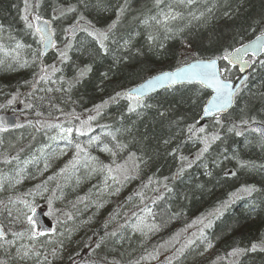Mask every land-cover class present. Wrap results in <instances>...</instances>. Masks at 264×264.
I'll return each mask as SVG.
<instances>
[{
  "label": "trees",
  "instance_id": "16d2710c",
  "mask_svg": "<svg viewBox=\"0 0 264 264\" xmlns=\"http://www.w3.org/2000/svg\"><path fill=\"white\" fill-rule=\"evenodd\" d=\"M16 4L0 0V107L13 97L38 94L32 99L40 115L30 118L25 130L0 134V219L9 222L0 241V264H144L150 252L192 219L196 222L186 245L193 243L174 264H264V145L249 126L252 120L264 123V66L259 60L230 115L221 116L224 127L205 122L211 127L205 134L188 132L189 126L202 127L198 114L210 95L198 85L154 94L142 102L149 106L136 112H129L130 102L121 98L102 113L100 127L78 142L51 143L39 129L32 131L47 114L43 105L49 111L82 113L153 74L196 58L218 57L250 41L264 30V0H196L191 6L179 0H162L159 6L155 0H28V12L48 18L56 30L79 20L109 36L105 53L81 32L68 62L49 72L47 81L39 80L40 69L50 66L51 56L39 55L38 38L22 18L25 7ZM70 6L76 11L67 13ZM121 7L125 10L119 14ZM61 8L66 15L59 13ZM170 10L178 18L157 23ZM86 66L91 72L75 80L72 68ZM242 119L249 124L241 125ZM233 123L243 135L227 131ZM216 131L221 140L201 155L203 136ZM77 144L84 149L79 156ZM43 149L44 159L39 156ZM63 152L68 158L50 173L47 164ZM195 154L190 166L179 162L180 156ZM117 165L126 171H115ZM107 167L114 169L111 175ZM44 189L49 191L39 202ZM148 194L156 197L154 205ZM48 198L58 212L54 229L49 236L32 238L25 202L44 209ZM205 215L209 219L204 221ZM141 219L157 227L138 231ZM71 233L83 236L65 248L63 238ZM235 249L245 251L229 255Z\"/></svg>",
  "mask_w": 264,
  "mask_h": 264
},
{
  "label": "snow or ice",
  "instance_id": "6c2138e0",
  "mask_svg": "<svg viewBox=\"0 0 264 264\" xmlns=\"http://www.w3.org/2000/svg\"><path fill=\"white\" fill-rule=\"evenodd\" d=\"M182 4H187L188 6H191L196 2V0H179ZM155 3L157 6H159L162 3V0H155ZM38 7V5H37ZM170 7V6H169ZM29 4L28 0H25V15L22 17L24 21L26 22V25L29 29L34 30V34L39 38V41L41 44L45 45H52L55 47V42L52 39V37L55 35L54 31H52L50 27V21L42 19V17L38 14L33 15V19L37 22L35 25L29 21V15H32L28 12ZM124 7H121L119 10V14H122L124 12ZM76 8L73 6H70L67 9V13L75 12ZM67 13H61V15H66ZM118 14V17H119ZM59 17H53V19H58ZM178 18V13L174 11H169L164 14L163 21H157V23H163L167 25V22L169 20H175ZM80 19H83V16L80 17ZM155 19V17H153ZM116 26L115 23L109 26V31H111ZM167 27H165V31H167ZM67 32L72 34V39H75V33L77 31L86 32L89 37H92L93 40H95L99 48L105 53H107V46L106 41L109 39V36L107 32L92 29L89 30L88 28L84 27L82 24H80L79 20L73 24L69 29L66 30ZM149 39H155L154 37H149ZM16 47L19 49L23 47L21 44H17ZM73 45L71 42H69L66 45L67 50L60 53V59L61 62H66L69 59L68 52L72 49ZM260 52L264 54V31H261V34L259 36H256L255 40L252 41L249 44H243L240 47H235L233 50H224L223 54L218 56L215 59H209L207 62L197 60L195 63L188 64L184 67H177L175 71H169V72H163L159 75L153 76L150 79H148L145 83L141 84L140 86L133 88L129 91H126L122 94L118 93L117 97L128 100L129 103V112H136L138 108L140 107H147L149 105H144L142 103L143 98L147 95L148 92L154 91L157 88L167 85L169 88L174 87L178 84H183L184 82L188 83H196L201 85L203 88L211 89L213 95L211 96V99L207 101L206 106L203 108V116L204 117H211L215 125L219 128L224 127V122L221 119V116L226 113V110L229 109L230 106H232L235 102V97L238 95L240 89L236 88L233 83H231L229 79V73L230 68H235L237 65H239L240 71H244L246 66H251L257 63V57L256 53ZM249 54H251L252 59H246ZM39 55H43L41 52ZM218 61L226 62L223 64V66H218ZM25 63H27L25 61ZM260 65L264 66V57L259 58ZM91 67L86 66L85 68L81 69L78 73V78L83 79L87 73L91 72ZM57 71L55 66H52V73L54 74ZM41 75L39 76L40 81H47L50 79L49 76V70L47 68L41 67L40 69ZM244 80H247V77H244ZM48 91H51L49 89ZM117 97H113V99H116ZM16 98L13 97V100ZM135 103H132V102ZM11 103V101H9ZM27 107L31 108L32 105L29 104ZM37 115H40L38 112ZM163 115V113H161ZM230 115V114H229ZM227 118V117H225ZM79 119V117H77ZM95 119V117H89V120ZM86 121H82L81 127L76 129V132L79 135L85 134V127ZM252 124L257 123V121L252 120ZM248 120H241V125H248ZM16 127H22V125H16ZM51 127V125H50ZM56 127H60L59 125H56ZM238 125L235 123L231 124V126L227 127V131L229 133H234L236 136L243 135L242 131L237 130ZM8 130V125L5 121L0 120V132H5ZM252 132H255L260 135L261 139L264 140V129L253 127L250 129ZM188 132L190 134H205L206 129L205 127H199L198 129L195 128V126H189ZM73 133L72 127H61L59 137L61 139L68 140L69 143H71V136ZM221 135L219 131H216L211 134V136L204 135L202 138V143L204 144V147L201 150V155L203 153H207L209 151V148L211 147V144L215 141L221 140ZM52 139H56V137H52ZM94 139H99L98 137ZM115 139V137H113ZM77 155L79 156L80 152H83L84 149L77 144ZM105 151H110L107 147L105 148ZM95 160V158H92ZM190 166V165H189ZM103 170V169H102ZM114 171L113 168L107 167V172L109 175L112 174ZM115 171L117 172H125L126 169L123 166L117 165ZM183 169H181V172ZM180 173H178L179 175ZM233 175H235L233 173ZM112 179H116L115 176H112ZM167 187V186H165ZM252 188H243L242 191L245 192H251ZM49 204H51V200H49ZM25 206L29 208V211L34 214L35 209L32 205H29L25 202ZM148 211V214L151 215V211L146 209ZM28 223L30 225H34V215L33 216H27ZM209 222V226H210ZM157 226L155 224H148L144 219L140 220V223L136 225V229L138 231H143L144 228H148L149 230L155 229ZM44 233H37L32 232L31 237L35 238L37 235H42ZM22 236L23 233H20ZM115 235V233H113ZM201 236H203V233H201ZM3 238V232L0 231V239ZM193 243V241H188V244L185 245L187 247ZM99 247V245H98ZM207 247H212V245L209 243ZM257 245L253 244L251 250L256 251ZM261 251H264V247L260 248ZM181 253L183 252V249H180ZM245 250L244 249H235L233 252H231L229 255L237 256L239 254H242ZM27 255V253H25Z\"/></svg>",
  "mask_w": 264,
  "mask_h": 264
},
{
  "label": "rangeland",
  "instance_id": "374dc122",
  "mask_svg": "<svg viewBox=\"0 0 264 264\" xmlns=\"http://www.w3.org/2000/svg\"><path fill=\"white\" fill-rule=\"evenodd\" d=\"M31 16L32 15H29L30 22H31ZM62 22L63 20L59 24H62ZM83 26L88 28L89 30H92V28L88 24H84ZM70 27L71 26H65L63 28H58V30H56L55 27L53 28V31L57 37V40H59L61 44L59 45V47L57 46L55 47L54 52L51 55V58L48 60V63L50 64V66L47 67V69L49 70L50 73L52 72V66H55L57 71H60L62 70V65H64L69 60L68 59L66 62H61L60 53L67 50L66 45L69 42H71L72 44L74 43V39H72V37H70V35H68V32L66 31ZM76 37L77 36L75 35V38ZM38 42H39V39H38ZM39 53H40V47H39ZM223 64L221 65V67L223 66ZM72 70L76 76L75 80L79 79L78 73L81 69L78 70V68L75 67V68H72ZM233 72H234V69L230 68L229 79H232ZM35 96L37 99L40 97L38 94H36ZM35 96L33 94L31 95L27 94L25 95V97L21 96V98L19 99L13 100L12 98L10 100L11 103L8 102V103H4L1 105L0 112H4L8 114H11V113L18 114L17 124L22 125V127H17V130H23L24 128H26V126L30 125L28 123L29 119L33 118V116H37L38 112H35L36 109H34L37 103L34 102V100L32 99V98L35 99ZM113 97H117V94L111 96L108 101L99 103L98 105H94L88 110H84L85 112H82V113L66 111V113L58 112L54 116L46 114L45 115L46 117L44 116L42 120H40L41 121L39 123L40 125L39 127L37 126L35 130L37 131L39 129V131L46 133L48 137V141L51 143H56L60 141H67L59 137L60 128L61 127H64V128L72 127L73 133H72L71 139L74 138L75 139L74 142H78L80 141L81 135H79L76 132V129L81 127L82 121L87 122L84 125L85 130H86L84 135L89 134V132H92V130H94L96 127L99 128L101 123L104 122L103 121L104 117L102 116V113L105 111V109L108 106H110V104L116 103L121 99L119 97H117L116 99H113ZM29 104L32 105L31 108L27 107V105ZM77 117H79V119H77ZM89 117H95V119L89 120ZM46 119H52L53 121L49 122ZM56 125H59L60 127H56ZM52 137H56V139L54 140L52 139ZM44 153H46V149L41 150V152L39 153V156L42 159H44L43 157ZM59 154L60 153H57V155L53 156L54 158L51 161H49V163L47 164V168L50 173H55L57 170L58 163L64 160L65 158H68L67 153L63 152L60 155ZM197 155L198 154H195L189 157L180 156L179 162L182 164L183 167H188L190 164H193L195 162ZM44 191H45L44 195L39 196L37 199L39 202H42V199H44L43 197L46 195V193L49 190L44 189ZM49 200H51V204H49ZM43 206H44V209L46 210L44 211L46 217L50 219L52 222L55 221L54 217H55V214H57L58 212L54 209L52 199L48 198L47 200H44ZM208 219H209L208 215L203 216L204 221ZM1 222L2 224H4V226H9L8 224L9 222L3 221V220H1ZM195 222H196V219H192V221L187 220V225L185 229L180 230L178 234L171 236V238L168 239V241L164 242L163 244H160V247L157 250H155V252H150L144 264H174L175 261L179 260L185 251L184 249L187 243L186 236L188 235L187 232L193 230V225ZM33 231L37 232L35 229ZM10 234L12 233L10 232ZM38 236L40 235H37V237ZM82 236L83 234L80 235V233L79 235H75V236H74V233H71V235H68L63 238V242H64L63 245L65 246V248L68 247L70 244L75 245L78 242H80ZM180 249H183L182 253Z\"/></svg>",
  "mask_w": 264,
  "mask_h": 264
},
{
  "label": "water",
  "instance_id": "95a60500",
  "mask_svg": "<svg viewBox=\"0 0 264 264\" xmlns=\"http://www.w3.org/2000/svg\"><path fill=\"white\" fill-rule=\"evenodd\" d=\"M33 17V16H32ZM31 17V22L35 25L37 22L33 19ZM42 19H44V20H47L46 18H44V17H42ZM49 21V20H48ZM50 27H51V29H52V24L50 23ZM53 31V30H52ZM78 32V31H77ZM76 32V33H77ZM76 33H75V35H76ZM70 34V36L72 37V34L71 33H69ZM255 38H256V36H255ZM255 38H253L252 40H250V42H247V43H244V44H249V43H251L252 41H254L255 40ZM52 39L54 40V42L56 41V37H55V35L52 37ZM243 45V43L242 44H239V46H237V47H240V46H242ZM40 47H41V52L43 53V55L42 56H48V55H50L52 52H53V50H54V47L52 46V45H45V44H41L40 43ZM234 49V48H233ZM256 57H257V60L260 58V57H262V53H260L259 51L256 53ZM246 59H249V60H251L252 59V57H251V54H249L247 57H245ZM197 60H201V61H204V62H207L209 59H207V60H202V59H197ZM196 60V61H197ZM196 61H194V62H191V63H195ZM191 63H189V64H191ZM188 64H185L184 66H187ZM184 66H181V67H184ZM218 66H219V62H218ZM252 66V65H251ZM251 66H246V68H245V70L242 72V71H240V68H239V65H237L235 68H233V69H235L236 71H238V74H239V78H238V80L237 81H232V80H230L231 81V83H233V85L236 87V88H238V89H240L241 90V87H242V85L245 83V81L246 80H244V77H247L248 76V73L251 71L250 69H251ZM176 70V68L174 69V70H172V71H175ZM163 72H169V71H167V70H164ZM163 72H159V73H156V74H153L152 75V77L153 76H156V75H159V74H161V73H163ZM151 77H149V78H147V79H144L141 83H139V84H137V85H135V86H132L130 89H128V90H126V91H129V90H131V89H133V88H136V87H138V86H140L141 84H143V83H145L148 79H150ZM186 85H189V86H191V85H197L196 83H188V82H184L183 84H178V85H176V86H174V87H171V88H175V87H179V86H186ZM199 85V84H198ZM199 86H201V85H199ZM202 87V86H201ZM171 88H169L167 85H163V86H161V87H159V88H157L156 90H154V91H150V92H148L147 93V95L143 98V100L144 99H147V98H150L151 96H153L154 94H157V93H160V92H163L164 90H167V89H171ZM203 88V87H202ZM205 91H207V92H209V98L205 101V103H204V105H203V108L206 106V104H207V101L209 100V99H211V96L213 95V93H212V91H211V89H207V88H203ZM125 91V92H126ZM233 106H234V104L232 105V106H230L229 107V109H227L226 110V113L224 114V115H226V114H228L229 112H231V109L233 108ZM203 108H202V114H201V119H210L211 117H204L203 116ZM0 120H3V121H5L6 123H7V125H8V131H10L11 129H14L15 127H16V114H13V113H11V114H6V113H0ZM251 126V128H253V127H257V128H261V129H264V126L263 125H261V124H259L258 122L257 123H255V124H251L250 125ZM257 134V133H256ZM257 136H259V138H260V140L262 141V143L264 144V140H262L261 139V137H260V135L259 134H257ZM34 215V227H35V229H36V231L37 232H39V233H44V235H49L51 232H52V229H53V223L50 221V219H47V217L45 216V214H44V212L42 211V209H40V208H37V209H35V212H34V214L31 212V214L29 215V216H33ZM0 231H2L3 232V238L2 239H0V240H3L4 238H5V234H6V231H5V227H4V225H2V223H1V221H0Z\"/></svg>",
  "mask_w": 264,
  "mask_h": 264
},
{
  "label": "bare ground",
  "instance_id": "6f19581e",
  "mask_svg": "<svg viewBox=\"0 0 264 264\" xmlns=\"http://www.w3.org/2000/svg\"><path fill=\"white\" fill-rule=\"evenodd\" d=\"M21 7V8H23V7H25V0L24 1H22V0H17V4H16V7ZM59 13L61 14V13H64V8H61L60 10H59ZM262 31H264V30H262ZM80 33L81 32H77L76 34V36H78V35H80ZM261 34V32L259 33V34H257V35H255V36H259ZM255 36L253 37V38H255ZM252 38V39H253ZM252 39H250V40H252ZM247 42H250V41H247ZM247 42H244V43H247ZM243 43V44H244ZM14 45V44H13ZM264 54H262V56H263ZM215 58H217V57H212V58H207V59H215ZM261 58V57H260ZM197 59H201V58H196V60ZM207 59H202V60H207ZM196 60H190V61H188L186 64H189V63H191V62H194V61H196ZM219 62V66H221L222 65V63H226V62H223V61H218ZM233 69V68H232ZM233 80V79H232ZM238 80V78H236V79H234V81H237ZM245 83H246V81H245ZM245 83L243 84V85H245ZM198 85V84H197ZM196 85V86H197ZM242 85V86H243ZM199 86V85H198ZM201 87V86H200ZM202 88V87H201ZM203 89V88H202ZM204 90V89H203ZM205 103V102H204ZM204 105V104H203ZM202 105V106H203ZM203 108V107H202ZM202 108H201V110L199 111V114H198V123L200 124V126H204L207 130H210V126L209 125H205V124H203V123H205V122H210L211 120H213L212 118H210V119H201V114H202ZM46 110V112H47V114L48 115H52V116H54L56 113H58V112H63V113H66V112H64L63 110L62 111H59V109L57 110V111H54V110H50L49 111V109H50V107L49 106H46V105H43V107H42V110ZM168 114H170V113H168ZM46 117V116H45ZM47 121H49V122H52L53 120L52 119H46ZM189 120V119H188ZM188 120H182V122H185L184 124H188V123H190V121H188ZM188 121V122H187ZM258 122V121H257ZM259 124H261V125H263L264 126V123H262V122H258ZM96 129H97V127H96ZM35 130V129H34ZM34 130H32V131H34ZM36 131V130H35ZM92 131H94V130H92ZM5 132H9L8 130L7 131H5ZM41 132V131H40ZM2 132H0V134H1ZM34 133V132H33ZM39 135H42V137L45 139V137H47V135H46V133H43V132H41V134H39ZM48 138V137H47ZM60 142H65V141H60ZM192 145V144H191ZM199 155V154H198ZM140 193H142V190L141 191H139ZM138 193V192H137ZM140 193H138V194H140ZM144 194H146L145 192H143ZM149 196H150V199L149 200H151L150 201V205H154V199L156 198L155 196H154V194H153V196H152V194H148Z\"/></svg>",
  "mask_w": 264,
  "mask_h": 264
}]
</instances>
